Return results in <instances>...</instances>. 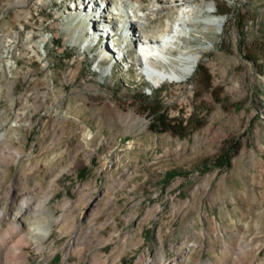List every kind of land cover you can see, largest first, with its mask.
I'll return each mask as SVG.
<instances>
[{
  "label": "rangeland",
  "instance_id": "rangeland-1",
  "mask_svg": "<svg viewBox=\"0 0 264 264\" xmlns=\"http://www.w3.org/2000/svg\"><path fill=\"white\" fill-rule=\"evenodd\" d=\"M87 3L0 0V246L12 223L26 229L29 201L54 219L24 264H264V0L147 11L148 35L198 3L222 21L180 29L168 70L201 59L161 89L142 74L140 34L110 5L91 21ZM158 102L174 132L154 128Z\"/></svg>",
  "mask_w": 264,
  "mask_h": 264
},
{
  "label": "bare ground",
  "instance_id": "bare-ground-1",
  "mask_svg": "<svg viewBox=\"0 0 264 264\" xmlns=\"http://www.w3.org/2000/svg\"><path fill=\"white\" fill-rule=\"evenodd\" d=\"M98 1H100V4H98ZM142 0H88V3L86 7L90 6L92 15L94 18H91L90 20H97L99 22H102V14L105 9L110 5L111 8H113L112 11H110L107 18H110L109 21H117L118 19H127L131 18L129 16V12L127 10H132L137 16H139L138 21H131L130 25L126 28H123V33L126 30V34L129 37V40H133V33H139L140 38L138 41L144 39H148L150 45L149 46H156L157 49H164L165 47L159 46L158 40L153 38V35L156 33H166L167 36H170L172 34V30L174 29V25L171 24V26H167L166 29L162 31H157L153 35H148L147 31V25L146 22L148 20L147 11H157V13H173L174 7L177 6L180 2H184L185 0H175V2L172 1H156V5L151 8L144 6L141 3ZM103 6V7H102ZM196 7L198 9L193 8L190 10L180 8L179 14L182 16V19L177 24L180 25L178 27L179 31L180 29L190 28L193 26H199V25H209V26H222V21L219 19H213V20H205L203 21V18L205 14L211 13L213 14V11L208 9L207 11L200 10L199 7H201V4H197ZM176 9V8H175ZM131 11V12H132ZM143 12L144 15H140ZM140 13V14H139ZM95 14V15H94ZM107 15V14H106ZM129 21V22H130ZM177 21V19H176ZM128 22V23H129ZM110 23V22H109ZM117 26V25H116ZM118 27H123L121 25H118ZM112 33L116 31V28L114 26H105L102 31ZM100 32V31H99ZM122 33V34H123ZM116 34V32L114 33ZM171 37V36H170ZM111 38V36L105 37V39ZM99 38H96V43L98 42ZM48 40L46 38L41 39V43H43L44 46L47 45ZM114 42V41H113ZM112 43V42H111ZM111 45V44H110ZM119 43H116L114 45H111L112 47H117ZM139 44H137L138 46ZM189 45V44H188ZM136 46V45H135ZM161 47V48H160ZM166 50V49H165ZM135 52V51H134ZM147 57V55H145ZM127 58V57H126ZM182 65L178 70H167V71H160V73H154L149 72L150 77L152 78V82L155 85L165 84L167 82L169 83H184L188 81L196 72L199 60L201 59L200 56H190L185 55L182 58H180ZM142 64V62H140ZM143 69V66H142ZM162 86V85H161ZM4 179V172L2 170V167L0 166V185L1 182ZM23 211L24 213L20 217V221L24 222L26 224V229H22L18 224L12 223L11 226L7 229V231L4 233V236L2 238L3 245L0 246V264H24L25 262L30 260V251L29 248L33 244L36 247L39 248L40 243L39 241L45 240L50 236V230L46 231V227L50 228V221L54 219L53 214H49L48 216H40L39 213L42 214L43 210L42 208H34L33 206H30L29 201H25L23 203ZM5 213V208L0 209V219H5V216L3 215ZM42 243V242H41ZM207 264H213L212 262H209Z\"/></svg>",
  "mask_w": 264,
  "mask_h": 264
},
{
  "label": "trees",
  "instance_id": "trees-1",
  "mask_svg": "<svg viewBox=\"0 0 264 264\" xmlns=\"http://www.w3.org/2000/svg\"><path fill=\"white\" fill-rule=\"evenodd\" d=\"M241 29H244V27H241ZM162 104V102H158L159 108L158 111L153 113L151 116L153 124H154V128L157 130H163V131H175V124L176 121L175 120H171L168 115L167 112L164 110V108L162 106H160ZM184 122V121H183ZM183 122H181L183 124ZM230 161H231V157L227 154L223 155L217 162L218 166L221 167H227L230 165ZM178 175V173L176 171H171L168 172L165 175V181H170L171 179H173L174 177H176Z\"/></svg>",
  "mask_w": 264,
  "mask_h": 264
}]
</instances>
